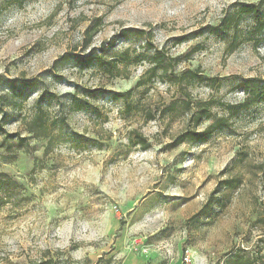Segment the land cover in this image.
I'll use <instances>...</instances> for the list:
<instances>
[{"label": "rangeland", "instance_id": "374dc122", "mask_svg": "<svg viewBox=\"0 0 264 264\" xmlns=\"http://www.w3.org/2000/svg\"><path fill=\"white\" fill-rule=\"evenodd\" d=\"M259 1L0 0V125L28 136L39 104L52 137L29 140L30 154L0 147V172L20 185L0 202V264H264V104L173 145L189 128L183 102L241 103L264 81L256 19L242 14L231 48L233 29L213 30ZM188 71L213 81L184 91Z\"/></svg>", "mask_w": 264, "mask_h": 264}, {"label": "trees", "instance_id": "16d2710c", "mask_svg": "<svg viewBox=\"0 0 264 264\" xmlns=\"http://www.w3.org/2000/svg\"><path fill=\"white\" fill-rule=\"evenodd\" d=\"M14 3L22 4L29 0H13ZM264 4V0H260L257 5H244L240 7V10L237 12H233L230 15L224 17L220 25L213 27V30L216 34H219L221 31L219 30V26H223L225 23L227 25L223 29V34H228L230 29H233V41L230 43L228 48H231L237 40L240 31L238 30V22L243 15H249L256 19V31L255 37L249 40H253L254 44L259 45L264 42V19L259 21L258 13L261 6ZM101 24V20H97L95 24L88 31V38L86 44H89L91 38L98 33V26ZM234 25V27H231ZM126 32L122 33V36H125ZM81 62L82 59L79 58ZM154 67L151 69L152 72L156 73L158 71L164 73L166 71V67L164 65V59L161 56H155L153 58ZM175 81H177L180 85H184V91L196 81H207L212 82V78L204 77L198 73V71H188L185 72L178 77H175ZM8 89L14 90L18 89V87H14L13 82H9ZM34 83L24 82L22 84L23 90L32 88ZM97 91H93L95 93ZM22 93V91H21ZM129 93H118L117 97H122L128 95ZM187 95V93H185ZM244 99L241 103H226L224 101H198L195 104L190 105V101L183 102L187 110L189 111V116L187 117V123H189V128L181 132L177 137H175L173 141V145L180 146L187 143H200L206 141L210 136H212L216 132H220L230 128L231 126V118L238 116L243 111L247 110L250 106L255 104H264V81L261 84H257L256 81L251 80L246 83L244 87ZM76 104V103H75ZM77 111L85 110L84 106L77 105ZM174 103L169 104L163 112V114H169L172 111V107ZM214 110H219L223 113L222 116H218ZM211 121V124L208 125L204 130L198 131L197 128L204 122ZM24 130L28 135L26 137L20 136L18 133H8L3 126L0 125V147L7 151L10 143L14 144L12 152L14 154L24 153L30 154L29 152V140L35 141H45L46 146H49L52 141V137L50 134V126L47 121V115L42 110V107L39 104L35 105V111L30 117L28 121L24 122ZM135 138L137 140V144H139L143 149H147L149 147L147 139L141 134L134 131ZM46 149V148H45ZM46 153V151L44 152ZM20 185L13 180L6 173L0 172V202L6 198L9 191L18 188ZM37 264H52L51 261H42Z\"/></svg>", "mask_w": 264, "mask_h": 264}]
</instances>
